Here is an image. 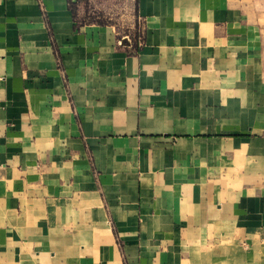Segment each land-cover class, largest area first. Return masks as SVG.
Wrapping results in <instances>:
<instances>
[{
  "label": "crops",
  "instance_id": "0c3cea01",
  "mask_svg": "<svg viewBox=\"0 0 264 264\" xmlns=\"http://www.w3.org/2000/svg\"><path fill=\"white\" fill-rule=\"evenodd\" d=\"M0 264H264V0H0Z\"/></svg>",
  "mask_w": 264,
  "mask_h": 264
},
{
  "label": "built area",
  "instance_id": "2783aa9c",
  "mask_svg": "<svg viewBox=\"0 0 264 264\" xmlns=\"http://www.w3.org/2000/svg\"><path fill=\"white\" fill-rule=\"evenodd\" d=\"M134 31H126L124 32H118V38H117V43L120 46L125 45V40H128L130 43L132 42V39L134 36H136L137 33V38L139 40V45H143V37H144V24L142 21H139V30L134 32Z\"/></svg>",
  "mask_w": 264,
  "mask_h": 264
},
{
  "label": "rangeland",
  "instance_id": "374dc122",
  "mask_svg": "<svg viewBox=\"0 0 264 264\" xmlns=\"http://www.w3.org/2000/svg\"><path fill=\"white\" fill-rule=\"evenodd\" d=\"M126 30L134 31V32L138 31V30H139V21L137 22L136 25H134L133 28H127ZM134 32H133V33H134Z\"/></svg>",
  "mask_w": 264,
  "mask_h": 264
}]
</instances>
